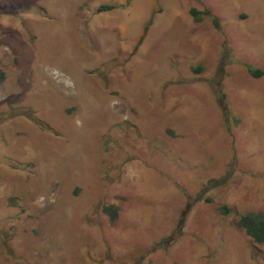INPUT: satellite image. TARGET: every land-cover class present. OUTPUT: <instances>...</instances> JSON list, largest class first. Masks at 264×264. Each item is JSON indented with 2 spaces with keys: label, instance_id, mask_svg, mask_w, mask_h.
Wrapping results in <instances>:
<instances>
[{
  "label": "rangeland",
  "instance_id": "obj_1",
  "mask_svg": "<svg viewBox=\"0 0 264 264\" xmlns=\"http://www.w3.org/2000/svg\"><path fill=\"white\" fill-rule=\"evenodd\" d=\"M249 68L264 0H0V264H264Z\"/></svg>",
  "mask_w": 264,
  "mask_h": 264
},
{
  "label": "trees",
  "instance_id": "obj_2",
  "mask_svg": "<svg viewBox=\"0 0 264 264\" xmlns=\"http://www.w3.org/2000/svg\"><path fill=\"white\" fill-rule=\"evenodd\" d=\"M111 9H113V6L104 5L99 8V11L101 12ZM191 15L193 16L196 22L201 21L203 16L210 17L213 20L215 26L217 28H220L218 18L214 17L212 15V12L209 10L199 12L196 9H192ZM249 72L255 78H260L264 76V71L262 70L249 68ZM4 78H5L4 72L0 70V81H3ZM222 209L224 213H228V209L226 206H223ZM105 211L107 214H110L112 220H114L117 217V211L115 208H110ZM238 223L242 228L245 229L247 235L251 237L254 242L258 244L264 243V213L263 212L244 214L239 218Z\"/></svg>",
  "mask_w": 264,
  "mask_h": 264
}]
</instances>
